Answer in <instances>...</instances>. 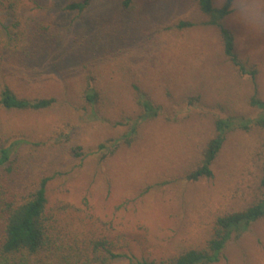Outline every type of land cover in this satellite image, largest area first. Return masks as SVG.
Listing matches in <instances>:
<instances>
[{"label":"rangeland","instance_id":"1","mask_svg":"<svg viewBox=\"0 0 264 264\" xmlns=\"http://www.w3.org/2000/svg\"><path fill=\"white\" fill-rule=\"evenodd\" d=\"M122 1L92 0L73 22L74 13L62 8L68 0H19L13 8L0 0V50L5 49L0 79L24 96L57 95L62 101L29 114L0 109V123L9 130L24 124L36 137L53 133L44 138L43 148L58 151L44 172L59 169L64 175L50 185L51 203L62 199L83 204L108 223L119 245L138 255L158 254L182 236L197 215L242 207L257 194L264 166L261 128L231 131L211 178L191 182L184 174L200 161L201 141L214 133L217 117L252 115L250 95L256 91L264 97V33L249 32L236 22L234 13H240L242 0H234L224 22L234 35L238 57L258 70L252 78L221 55L217 30L203 26L206 17L195 0H132L128 9ZM212 1L215 6L223 2ZM179 20L191 25L170 26ZM259 26L264 28V16ZM8 33L17 35H11L9 43ZM89 33L103 42L104 55L78 66L53 68L66 42L75 46ZM129 72L159 107L158 115L142 122L130 139L120 141L102 159L105 149L111 150L118 137L128 133L130 124L117 123H124L126 115L118 108L102 112L95 122L75 119L73 113L82 108L80 89L93 75L117 95L107 84L114 75ZM191 95L199 98L192 100ZM138 110L133 104L130 118ZM60 143L63 146L57 147ZM99 143L107 148L95 150ZM77 145L88 154L82 164L73 156ZM209 264H264V217L233 235L220 259Z\"/></svg>","mask_w":264,"mask_h":264},{"label":"trees","instance_id":"2","mask_svg":"<svg viewBox=\"0 0 264 264\" xmlns=\"http://www.w3.org/2000/svg\"><path fill=\"white\" fill-rule=\"evenodd\" d=\"M6 1L9 3L8 7L13 8L19 0ZM91 1L68 0L62 8L66 12L74 13L72 20L75 22L82 16ZM131 1L123 0L122 7L130 8ZM195 1L200 13L206 17L205 22L202 23L203 26H211L217 30L221 55L228 59L240 73L255 78L258 70L253 66L247 67L238 57L234 35L224 22L232 11L226 0H223L220 6H215L212 0ZM229 2L233 9L234 0H229ZM81 23L84 24L82 21ZM190 25L189 21L179 20L177 24L170 26L183 29ZM6 35L7 43L10 42L11 35L17 36L10 33ZM97 36V34L95 36L89 33L86 38L72 47L69 46L71 41L66 42V49L61 55L57 54L58 64L53 68L56 66L64 68L70 64L78 66L104 55L101 54L104 44L98 41ZM6 51L10 52L11 48ZM4 52L5 49L2 46L0 69ZM111 84L116 90L115 93H118L117 95L104 89L93 75L90 76L80 89L82 110L73 113L74 118H79L80 122H95L102 112L110 111L111 113V110L116 108L126 113L122 115L124 123L121 121L117 123L130 124V130L118 137V140L111 145V150L105 149L102 159L109 157L120 141L130 139L142 122L155 119L159 110L146 92L140 89L139 81L130 72L117 77L114 75L112 83L107 86ZM130 86L133 90H130ZM124 90H127L129 94L126 92L120 95ZM191 98L194 100L199 97L191 95ZM61 102L57 95L24 96L15 91L5 80L0 79V109L5 111L29 114L33 111L50 109L57 104L61 105ZM135 103L139 110L134 117L130 118L129 109ZM64 104L65 106L68 104L66 99ZM247 105L254 110V114L247 115V117L234 115L217 117L214 120V133L201 141L200 161L185 170L184 179L186 181L196 182L213 176L214 162L231 131L236 129L247 131L252 127L264 129V97L259 96L255 91L250 95ZM37 122L46 127L40 120ZM24 127V124H14L13 130H9L0 123V264H114L116 262L209 264L220 259L233 235H240L251 224L264 217L263 166L262 174L258 179L257 194L248 204L224 212H216L212 216H209V213L199 214L189 223V228H186L183 235L177 237L170 247L158 254L138 255L131 249L119 245L111 234L108 223L90 213L83 204L75 206L62 199H56L51 203L50 185L56 178L64 175L59 169H54L50 173L44 172L45 167L54 159L58 151L57 148L54 151H46L43 148L44 138L52 136L53 133L36 137ZM29 127L34 128V125ZM63 144L60 143L57 147ZM77 146L73 148L75 151L73 156L79 157L82 164L88 154L82 152L79 145ZM104 148H107L106 145L99 143L95 150L99 151ZM44 160L45 164L41 166ZM16 178L18 182L13 183L11 179Z\"/></svg>","mask_w":264,"mask_h":264},{"label":"clouds","instance_id":"3","mask_svg":"<svg viewBox=\"0 0 264 264\" xmlns=\"http://www.w3.org/2000/svg\"><path fill=\"white\" fill-rule=\"evenodd\" d=\"M230 10H232V4L229 0H226ZM264 16V0H242V7L239 14L234 13V19L245 30L262 34L264 28L259 26L261 17Z\"/></svg>","mask_w":264,"mask_h":264}]
</instances>
